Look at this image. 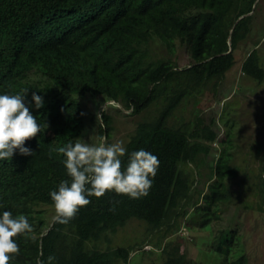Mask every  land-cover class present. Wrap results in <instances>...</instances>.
I'll use <instances>...</instances> for the list:
<instances>
[{
    "label": "trees",
    "instance_id": "16d2710c",
    "mask_svg": "<svg viewBox=\"0 0 264 264\" xmlns=\"http://www.w3.org/2000/svg\"><path fill=\"white\" fill-rule=\"evenodd\" d=\"M255 0H0V95H25L40 132L25 142L35 152L0 160V216H25L33 231L14 237L19 255L9 264H128L135 245L101 249L97 244L132 219L162 232L157 245L164 264H198L172 239L190 208L201 226L221 218L222 204L233 199L229 179L239 174L226 138L213 165L208 190L193 202L192 164L213 153L218 134L211 125H179L171 118L183 102L219 85L238 61L237 48L252 30ZM184 45L193 62L179 68L175 56ZM157 47L167 53L160 54ZM258 48L245 57V75L264 82ZM33 92L42 97L36 109ZM89 94L122 104L133 114L157 106L139 121L121 157L145 150L159 159L146 197L131 199L108 191L79 209L68 224L47 221L43 205L50 192L70 178L60 147L83 141L87 121L83 99ZM99 140H111L113 117L102 110ZM205 140V141H204ZM206 141H209L206 143ZM261 192L264 210V164ZM163 238L166 242L163 244ZM237 229H221L212 243L220 264H250Z\"/></svg>",
    "mask_w": 264,
    "mask_h": 264
},
{
    "label": "rangeland",
    "instance_id": "374dc122",
    "mask_svg": "<svg viewBox=\"0 0 264 264\" xmlns=\"http://www.w3.org/2000/svg\"><path fill=\"white\" fill-rule=\"evenodd\" d=\"M251 13L254 14L251 35L240 42L236 50L237 64L221 81L218 95L215 97L209 86L198 97L186 99L171 118L174 125L186 121L196 126L197 116H200L202 126L211 125L218 134L212 145L213 153L203 155L205 162L188 167L195 180L193 202L208 190L213 165L223 149L220 140L226 138L229 132L228 145L235 147L233 163L239 167V174L229 179L234 195L230 202L222 204L221 218L215 220L210 227H203L199 214L194 208H190L188 216L181 221V230L171 236L198 264H220L221 255L215 252L212 243L215 234L227 228L237 229L241 247L249 256L250 264H264V210L261 192L264 164V82L245 75L242 70L243 61L250 51L248 49L253 47L258 48L264 67V0H255ZM157 51L160 54L167 53L160 47H157ZM175 61L179 68H185L193 62L184 45H179ZM83 104L87 132L81 142L97 146L105 142L99 140L98 130L102 110L105 109L113 117V136L106 143L122 141L124 147L135 132L138 122L157 112V106H153L142 114H133L131 110L124 109L122 104L106 102L103 96L97 94H89L83 99ZM41 209L47 221L52 222L54 207L43 205ZM161 236L162 232L152 231L147 222L132 219L116 232L107 234L97 247L108 249L135 245L140 249L131 254L128 264H164L163 252L157 245ZM165 242L166 238H163V244Z\"/></svg>",
    "mask_w": 264,
    "mask_h": 264
},
{
    "label": "clouds",
    "instance_id": "9594fccd",
    "mask_svg": "<svg viewBox=\"0 0 264 264\" xmlns=\"http://www.w3.org/2000/svg\"><path fill=\"white\" fill-rule=\"evenodd\" d=\"M25 95H0V160L11 159L18 150L22 156L35 154L25 142L37 136L41 128ZM35 108L43 107L42 97L32 94ZM69 180L62 181L58 190L51 191L55 215L54 223L68 224L80 208L91 203L89 197L100 198L108 191L127 195L131 199L146 197L157 175L159 159L143 149L131 153L127 166L121 157L126 154L122 141L90 145L77 141L60 147ZM33 231L29 220L21 215L13 217L10 211L0 216V264H9L20 248L14 237ZM54 256L48 257L52 264ZM38 264H44L38 261Z\"/></svg>",
    "mask_w": 264,
    "mask_h": 264
},
{
    "label": "crops",
    "instance_id": "0c3cea01",
    "mask_svg": "<svg viewBox=\"0 0 264 264\" xmlns=\"http://www.w3.org/2000/svg\"><path fill=\"white\" fill-rule=\"evenodd\" d=\"M251 14H253V13H251ZM254 15V14H253ZM252 31V30H251ZM249 35H251V32L249 33ZM249 35H248V37H249ZM256 49V47H253V48H250V49H248V50H250L249 52H251V51H253V50H255Z\"/></svg>",
    "mask_w": 264,
    "mask_h": 264
}]
</instances>
